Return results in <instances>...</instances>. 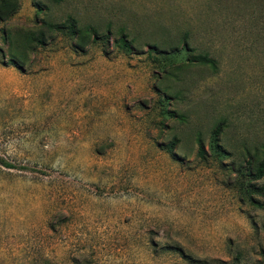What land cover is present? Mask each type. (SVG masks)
I'll return each mask as SVG.
<instances>
[{"label": "rangeland", "instance_id": "1", "mask_svg": "<svg viewBox=\"0 0 264 264\" xmlns=\"http://www.w3.org/2000/svg\"><path fill=\"white\" fill-rule=\"evenodd\" d=\"M10 9L0 21V264H264V197L249 193L264 175L243 170L246 151L263 156L264 0ZM67 24L87 33L84 45L49 29ZM27 33L43 44L30 40L12 67L8 39L25 46ZM152 44H176L172 65ZM204 52L214 68L183 60Z\"/></svg>", "mask_w": 264, "mask_h": 264}, {"label": "trees", "instance_id": "2", "mask_svg": "<svg viewBox=\"0 0 264 264\" xmlns=\"http://www.w3.org/2000/svg\"><path fill=\"white\" fill-rule=\"evenodd\" d=\"M13 9H10V0H0V21L5 20L8 16H10L11 12ZM56 32H61V30L65 29L66 32L71 35L72 37L77 39V42L81 45H84L87 36V33L85 31H80L79 35L76 34V30L74 29L72 24H67L66 26L62 25H55L51 26V28ZM47 30V28H46ZM48 31V30H47ZM6 38V39H5ZM9 38V35L3 36V40H7ZM44 37L42 36H35L32 33H27L23 35V44L25 46H18L16 45L17 48L13 47V43L8 39V55H7V63L11 65L12 67L19 68L21 64H24L26 61V52H25V47L26 44L29 43L30 40H34L36 44L42 45L44 41ZM117 45L124 51L129 52L131 50L129 43L126 42L125 38L120 35L119 38L117 39ZM181 47V46H180ZM183 49L185 50V46L182 45ZM169 49L170 53L169 54H163V51H166ZM177 46L176 44H170V45H163V44H152V47L148 50L149 52H154L156 54H162L165 56H169L167 60H165L166 65H172L174 62L173 59H175L176 54H177ZM181 50V51H182ZM180 54V53H179ZM178 55V54H177ZM172 56V57H170ZM183 60L187 63H192L196 65H207L210 68H214V62L213 59L209 57L207 53H198L195 54L194 56L191 55H185L183 56ZM221 132V126L215 127L212 132H211V139L212 141H217L218 135ZM214 142V143H215ZM215 146V145H214ZM200 150V149H199ZM263 151V156L257 157V153L255 152L254 154H249V151H246V159L244 161L245 167L243 168L244 170V175L251 177L255 180L261 178L264 175V147L262 149ZM249 193H253L256 195H259L261 197H264V186L260 187H255L252 186L249 189ZM164 250L166 253H172V254H181L182 251L179 250L176 246L172 245H166L164 247ZM185 260H190L189 258H185Z\"/></svg>", "mask_w": 264, "mask_h": 264}]
</instances>
